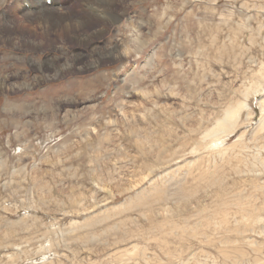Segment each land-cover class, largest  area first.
I'll return each mask as SVG.
<instances>
[{"label":"rangeland","instance_id":"obj_1","mask_svg":"<svg viewBox=\"0 0 264 264\" xmlns=\"http://www.w3.org/2000/svg\"><path fill=\"white\" fill-rule=\"evenodd\" d=\"M30 1L0 0V264H264V0H116L100 34Z\"/></svg>","mask_w":264,"mask_h":264},{"label":"bare ground","instance_id":"obj_2","mask_svg":"<svg viewBox=\"0 0 264 264\" xmlns=\"http://www.w3.org/2000/svg\"><path fill=\"white\" fill-rule=\"evenodd\" d=\"M85 1V4H86V7L87 6H91L93 5L94 1L95 0H84ZM83 1V2H84ZM97 1V0H96ZM115 1L116 0H98V5L100 4V6H103L104 7V10L102 11V14H99L98 16H94L92 14L91 11H83L85 12L84 14L82 15H76L75 12H71V13H65V14H60V13H57L54 8L48 6L47 4H49L48 2H46V0H33V1H30L28 2L30 7L32 9H30L29 11H26L24 12L25 13V17L27 18H32L35 19L37 22L39 23H43L44 25H46L47 27H57L59 26L60 28H63V32H65L66 30H69L70 28L73 29V24H77V27L78 28H82V26H87V27H95L93 25V22H97L101 25H104L106 24V26H102L100 28V30H95L97 34H100L101 31L104 32V29L106 27H109V26H113L114 24H117L119 22L120 19H122V16L124 15L125 11H126V8L124 9H116L115 8ZM25 3V2H24ZM23 3V4H24ZM119 3V1H118ZM18 4V3H16ZM58 5V4H56ZM97 5V3H96ZM25 6V5H24ZM58 7V6H57ZM67 7V6H66ZM22 8V7H21ZM25 8V7H24ZM27 8V7H26ZM59 8V7H58ZM98 8V7H97ZM119 8V7H118ZM28 9V8H27ZM71 8H69L70 10ZM58 10V9H57ZM68 10V11H69ZM115 10H120V11H115ZM66 11V10H65ZM67 11V12H68ZM60 12V11H59ZM101 12V11H100ZM23 15V14H22ZM104 15L107 16L108 18H104ZM8 18V17H7ZM10 22V21H9ZM40 25V24H39ZM11 30V29H10ZM17 30V29H16ZM7 31V30H6ZM75 32V31H74ZM7 33V32H6ZM48 33V32H47ZM80 36V35H79ZM137 36H139L137 34ZM85 37V36H83ZM138 39V37H137ZM136 39V40H137ZM85 42H87L86 38L84 39ZM38 45V44H37ZM118 45V44H117ZM118 47V46H117ZM137 47V46H136ZM121 49V48H120ZM130 49V48H129ZM135 50V49H133ZM130 51V50H129ZM99 52V51H98ZM104 52H99L100 56L103 55ZM106 54L107 56H110L112 59L114 58H123L124 56V51L119 50L117 48H111V49H106V52L104 53ZM35 62V61H34ZM54 67V65H53ZM65 70V69H64ZM5 84V82H2L0 81V85L1 84ZM245 106V105H244ZM239 114V112H238ZM237 112L232 108H230L229 110H227L226 112V116L224 119L222 120H219L218 123H217V127L215 129H213L210 133H213L215 131V133L220 130V129H226L227 126H228V122L231 121L232 119H235L237 116ZM224 221V220H223ZM227 222V221H226ZM229 222V221H228ZM239 224V223H238ZM236 225V224H235ZM240 225V224H239ZM207 226V225H206ZM216 226V225H215ZM223 226V225H222ZM221 226V227H222ZM248 226V225H247ZM164 227V226H163ZM235 227V226H234ZM244 227V225H243ZM242 227V228H243ZM228 228V227H227ZM232 228V227H230ZM245 228V227H244ZM224 229H226L224 227ZM235 229V228H234ZM238 229H241L238 227ZM246 229V228H245ZM243 229V230H245ZM198 230V229H197ZM230 230V229H229ZM233 230V228L231 229V231ZM242 230V229H241ZM207 231V230H206ZM228 231V230H227ZM234 231V230H233ZM237 231V230H235ZM249 231V230H248ZM255 231V230H254ZM213 232V231H212ZM237 232H240L242 233L241 231H237ZM245 231H243L244 233ZM199 233H202L199 232ZM208 234V233H206ZM211 234V232H210ZM198 235V234H197ZM193 236V234H192ZM204 236V235H202ZM206 236V235H205ZM241 236V235H240ZM209 236H207L206 239H208ZM212 237V235H211ZM228 237H226L227 239ZM213 240V239H212ZM210 239V241H212ZM224 239H222L223 241ZM228 242V240H225ZM237 241V240H236ZM226 242V244H227ZM223 243V242H222ZM165 245V244H164ZM147 248V247H146ZM175 248V247H174ZM231 251V250H230ZM140 252V251H139ZM237 252V251H236ZM233 253V252H232ZM234 255V254H233ZM235 256V255H234ZM226 257H227V254H226ZM245 257V256H244ZM228 258V257H227ZM237 258V257H236ZM234 259V258H233ZM238 260V259H236Z\"/></svg>","mask_w":264,"mask_h":264}]
</instances>
